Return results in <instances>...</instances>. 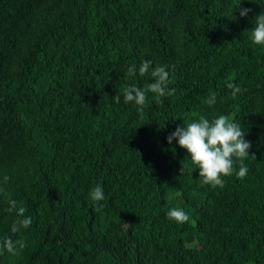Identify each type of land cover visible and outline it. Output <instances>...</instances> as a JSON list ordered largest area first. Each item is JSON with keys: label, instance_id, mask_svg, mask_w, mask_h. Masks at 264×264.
Returning <instances> with one entry per match:
<instances>
[{"label": "trees", "instance_id": "16d2710c", "mask_svg": "<svg viewBox=\"0 0 264 264\" xmlns=\"http://www.w3.org/2000/svg\"><path fill=\"white\" fill-rule=\"evenodd\" d=\"M259 14L264 0H0V239L26 244L0 264H264ZM145 60L166 66L175 92L149 93L141 112L123 89L153 82L139 75ZM228 83L244 91L233 99ZM219 115L241 124L256 157L222 189L166 139ZM8 199L32 219L15 235ZM173 207L190 221L169 220Z\"/></svg>", "mask_w": 264, "mask_h": 264}, {"label": "clouds", "instance_id": "9594fccd", "mask_svg": "<svg viewBox=\"0 0 264 264\" xmlns=\"http://www.w3.org/2000/svg\"><path fill=\"white\" fill-rule=\"evenodd\" d=\"M241 4V3H240ZM239 9L240 17H247L250 9ZM255 27L252 29V42L259 46H264V14L255 16ZM139 75H150L152 81L145 88L141 89L136 84L125 86L123 89V101L125 104L135 103L142 112L143 106L148 100V94H153V98L157 103L162 102L165 96H172L175 89H169L170 83L169 72L166 66L156 65L152 67V62L145 60L139 66ZM137 74L135 65L127 69V76L134 77ZM227 88L231 90V96L236 99L238 94L242 93L239 85L228 83ZM115 103H120V95L113 97ZM205 103L212 107L216 103L215 93L211 94ZM246 133L242 130L240 123L233 118L225 115L209 120L204 116L193 120L186 125L182 124L176 128L166 139L169 145L175 140L178 146L185 150L187 158L190 159L192 165L199 170V177L202 182L212 188H223L225 186V178L231 177L233 174L239 179L246 177L249 169L244 161L249 157L256 159L255 155H250L251 142L245 139ZM237 163L239 168L237 170ZM181 167V172H183ZM7 180V177H5ZM3 189H0L2 192ZM91 200L96 204L97 210L103 207L101 204L105 200L103 188L97 185L90 192ZM8 213H15L16 219L11 226L13 235L20 233L22 230L28 229L32 224L31 217L25 216L26 209L17 207L15 200L8 199ZM167 218L174 221L178 225H183L190 221V216L182 209L173 207L167 212ZM26 244L23 240H14L12 236L0 239V254L7 252L15 255L18 249H23Z\"/></svg>", "mask_w": 264, "mask_h": 264}]
</instances>
